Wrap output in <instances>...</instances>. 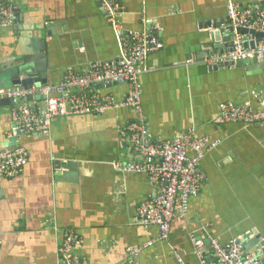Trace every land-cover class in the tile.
Wrapping results in <instances>:
<instances>
[{
  "label": "crops",
  "instance_id": "crops-1",
  "mask_svg": "<svg viewBox=\"0 0 264 264\" xmlns=\"http://www.w3.org/2000/svg\"><path fill=\"white\" fill-rule=\"evenodd\" d=\"M8 1L17 23L0 29V75L6 81L0 89L12 87L10 67L19 64L33 67L37 73L31 77L47 85L58 83L67 69L82 72L90 62L117 57L119 47L98 0ZM229 1L264 0H119L125 29L140 32L142 21L150 20L162 44L139 77L152 139L195 129L217 142L201 162L205 182L189 199L185 222L171 226L167 241L158 240L157 227L137 224V207L153 188L144 174L115 168L117 162L139 161L119 144L117 128L134 117L128 108L55 117L47 134L9 136L7 101L0 105V151L22 147L28 161L18 177L0 179V264H60L56 248L67 229L82 238L76 252L89 264H122L127 248L149 241L138 264H176L173 249L186 264H199L190 236L203 239L201 253L209 264L215 258L207 237L222 245L259 237L264 246V124L213 123L220 103L243 104L251 90L264 96V68L258 60L250 72L236 66L213 71L203 64L214 54L212 29L225 22ZM222 50L219 43L215 54ZM99 89L118 102L128 92L120 84ZM42 100L32 99L30 106L38 110ZM15 136L16 145L8 147ZM243 250L257 251L254 243Z\"/></svg>",
  "mask_w": 264,
  "mask_h": 264
},
{
  "label": "built area",
  "instance_id": "built-area-1",
  "mask_svg": "<svg viewBox=\"0 0 264 264\" xmlns=\"http://www.w3.org/2000/svg\"><path fill=\"white\" fill-rule=\"evenodd\" d=\"M104 11L106 22L113 31L119 51L115 59L93 61L82 72L67 69L56 84L23 88L0 89V101L11 103L12 129L9 136L47 134L55 117L76 115H104L115 108L126 107L133 119L117 128L119 144L129 147L138 162L115 164L121 174H144L153 188L150 196L137 207V224L143 228L157 227L158 240L167 241L171 226L185 222L189 199L195 197L205 182L200 165L206 153L216 147L217 142L195 129H188L169 140L152 139L144 116L139 77L147 71L146 60L162 49L155 37L157 27L150 20H143L140 32L125 29L119 20L122 7L119 0H98ZM225 22L213 28L220 34L223 50L205 58L208 68L225 69L242 61L264 59V43L258 34L264 35V1L241 5L229 1ZM17 23L16 9L12 1L0 0V29H11ZM112 84L126 85L128 92L122 102L99 88ZM250 100L243 104L220 103L213 119L216 125L241 124L246 126L264 124V96L251 90ZM43 99L42 107L34 110L28 99ZM28 154L22 147L0 151V179L11 180L21 175L27 164ZM199 264H209L201 247L203 239L190 236ZM206 241L214 255L215 264H264L261 255L243 250L242 237L234 238L222 245L207 237ZM83 240L74 230L63 231L56 248L60 264H89L76 252ZM152 241L139 247L127 248L122 264H138L142 250ZM1 247V242H0ZM176 264H186L178 249L172 250Z\"/></svg>",
  "mask_w": 264,
  "mask_h": 264
},
{
  "label": "water",
  "instance_id": "water-1",
  "mask_svg": "<svg viewBox=\"0 0 264 264\" xmlns=\"http://www.w3.org/2000/svg\"><path fill=\"white\" fill-rule=\"evenodd\" d=\"M158 36V33H156L155 37ZM258 41H261L264 43V35L263 34H258ZM211 43L214 50V54L216 52V49H219V43L221 41H224V39H221L220 34L217 32H213L211 33ZM213 54V53H212ZM258 66L261 68H264V59H261L258 61ZM236 67H245L247 71H252L254 70L255 66V61H242V62H238L236 64ZM11 69H14V74H10L9 77L11 80V86L8 89L13 88L14 86H21L23 88H30L31 86L35 85V86H39L45 84V81L41 80V79H33L31 76L33 74H36L37 72L33 69V67L30 66H25L24 64H19L15 67H10ZM209 70H221V69H217V68H209ZM6 82L5 79H3V76L0 75V83ZM28 102L31 101V99L27 100ZM7 103V100H2L0 101V105ZM16 136L11 138V140L9 141V145L8 147H12L14 145H16ZM60 166V164H56V168H58ZM255 244V248L257 251H255L256 254H264V246L261 245L260 241H259V237H255V239L252 240H247L246 241V237L243 238V241L241 242L242 246L244 247V249H247L249 244ZM247 252V251H246ZM261 252V253H260ZM264 262V260H262Z\"/></svg>",
  "mask_w": 264,
  "mask_h": 264
}]
</instances>
